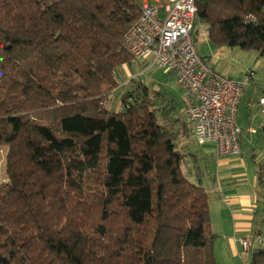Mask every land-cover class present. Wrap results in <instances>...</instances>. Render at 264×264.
Instances as JSON below:
<instances>
[{"label":"trees","instance_id":"trees-1","mask_svg":"<svg viewBox=\"0 0 264 264\" xmlns=\"http://www.w3.org/2000/svg\"><path fill=\"white\" fill-rule=\"evenodd\" d=\"M194 3L211 41L264 53V0ZM140 13L136 0H0V264H217L209 193L182 169L181 98L140 82L108 106Z\"/></svg>","mask_w":264,"mask_h":264},{"label":"built area","instance_id":"built-area-1","mask_svg":"<svg viewBox=\"0 0 264 264\" xmlns=\"http://www.w3.org/2000/svg\"><path fill=\"white\" fill-rule=\"evenodd\" d=\"M196 10L194 0L144 3L121 45L133 58L151 56L154 65L172 71L183 90L181 100L198 144H210L217 157L240 154L238 105L244 82L217 73L197 53L192 34ZM258 105L264 113V96ZM238 243L248 250L260 245V238L242 237Z\"/></svg>","mask_w":264,"mask_h":264},{"label":"rangeland","instance_id":"rangeland-1","mask_svg":"<svg viewBox=\"0 0 264 264\" xmlns=\"http://www.w3.org/2000/svg\"><path fill=\"white\" fill-rule=\"evenodd\" d=\"M194 45L197 53L205 60L207 65L217 73L235 78L244 82L243 96L238 108V123L242 128V136L249 135L250 144H242L245 157L249 156L251 149L255 151L256 159H264V144L261 139V127L264 122V113L260 110L258 100L264 96V53L254 49L241 48L238 45H227L224 43H215L211 41L206 33V25L197 21L192 30ZM135 60V61H134ZM131 65L125 66L124 76L126 80L120 82V86L110 94L108 102L109 107L118 109L120 94L127 88L134 87V83H143L150 89L160 90L165 98L169 101L172 99L175 108L180 104L182 88L176 81L172 71L151 63L149 59L142 57L135 58ZM133 81H128L130 79ZM131 84V85H130ZM163 99L156 100L155 105L161 106ZM172 104V106H173ZM185 111L183 109V116ZM247 127H253L255 132L248 133ZM187 147L190 151L182 161V169L185 175L191 181L201 179V184L209 193V205L211 218H214V193L209 189L212 182L209 178L213 174L212 159L213 154L210 152L209 144H198L191 136L187 140ZM4 154H0V169L3 163ZM1 178V176H0ZM213 225V222H211ZM213 229L216 228L213 226ZM264 227L262 230V244L264 245Z\"/></svg>","mask_w":264,"mask_h":264},{"label":"crops","instance_id":"crops-1","mask_svg":"<svg viewBox=\"0 0 264 264\" xmlns=\"http://www.w3.org/2000/svg\"><path fill=\"white\" fill-rule=\"evenodd\" d=\"M136 1L140 6L144 3L157 4V0ZM158 11L162 16L163 9L158 7ZM144 58L151 61V56ZM249 128L255 132L253 127H247L248 133H252ZM242 140L243 136L240 134V154L223 157H217L209 144L210 152L213 154L212 165L214 168V173L209 176L212 182V187L209 189L214 193V218L212 220L211 211L210 218L213 222L212 230L216 234L213 253L217 264H248L252 248L244 250L239 245L238 239L242 237L253 239L259 237L260 245H263L261 236L264 227V181L259 179L257 167L264 159L258 161L255 151L252 149L251 153L249 152V156L252 158L246 159L248 156L245 157L242 154V144L244 142L247 143V146L250 144L249 135L244 136V142ZM3 152L0 149V154ZM213 226L216 228L215 230Z\"/></svg>","mask_w":264,"mask_h":264}]
</instances>
